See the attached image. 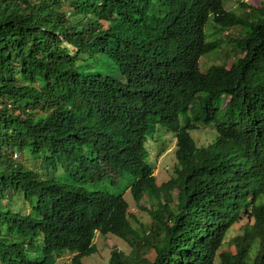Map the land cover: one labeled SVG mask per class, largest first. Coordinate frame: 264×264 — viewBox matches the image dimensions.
I'll return each mask as SVG.
<instances>
[{
	"label": "trees",
	"instance_id": "1",
	"mask_svg": "<svg viewBox=\"0 0 264 264\" xmlns=\"http://www.w3.org/2000/svg\"><path fill=\"white\" fill-rule=\"evenodd\" d=\"M225 1L0 0V264H84L97 231L132 246L111 264H264V2ZM207 54L223 63L201 71ZM199 122L218 133L207 146ZM158 126L178 162L160 185ZM77 176L131 177L151 225Z\"/></svg>",
	"mask_w": 264,
	"mask_h": 264
},
{
	"label": "rangeland",
	"instance_id": "2",
	"mask_svg": "<svg viewBox=\"0 0 264 264\" xmlns=\"http://www.w3.org/2000/svg\"><path fill=\"white\" fill-rule=\"evenodd\" d=\"M246 4L249 6L257 7L264 0H244ZM227 3V5H226ZM239 2L236 0H226L225 7L227 9H231L237 13L241 12V8L239 7ZM235 30L231 31V34H234ZM210 33V29H207V34ZM227 34V33H226ZM225 34V35H226ZM226 50L230 49V47H224ZM200 69L201 71H206L211 65H219L223 62L218 56L207 54L200 60ZM195 115L194 112L189 111L187 114L188 117H192ZM182 119L185 116L181 117ZM199 129H196L191 132L192 137L196 141L197 145L207 146L213 143L218 137V133L215 131L213 126L204 127L202 122H199ZM204 127V128H203ZM213 129H212V128ZM147 147L150 151V160L155 167V175L158 184H162L167 182L169 179L174 177V170L177 167V159L175 156L176 152V138L173 133L167 132L162 128H158L157 132L154 134V137L147 142ZM85 154H89L86 151ZM14 159L18 162L23 161V157L20 155L14 156ZM65 173V170L61 167L58 172V176H61ZM74 179L75 185L78 187H83L90 191H108L112 194H123L124 199L130 205V212L134 218H131L130 221L132 225L139 230L142 234L141 228L149 227L151 225V218L149 214L140 209L137 203L134 201V198L131 194L130 189L127 186L132 182L131 177H126L119 183H113L111 179L104 178L103 180L90 179L88 176L80 177ZM22 199L17 198L15 203H12L14 209L24 208L25 211H29V203ZM257 204H264V195L260 196L257 200ZM15 205V207H14ZM141 207L149 208L150 204L145 202V199L141 201ZM137 220V222H135ZM247 219L242 218L241 221L234 225L233 228L229 231L226 239L225 248H229L234 252V247H229L228 242L231 241L236 236L243 233V229L246 225ZM41 244V242H40ZM94 244L97 248V252L89 257H85L82 259L84 264H110L111 252L112 250H118L123 252L126 256L131 255L132 246L129 241H123L122 239L108 234L107 236L101 235L99 233L96 234L94 238ZM35 255V252L31 253ZM141 254V252H140ZM154 252L147 251L146 257L150 260L154 259ZM71 257L70 255H65L63 259L59 260L57 264H70Z\"/></svg>",
	"mask_w": 264,
	"mask_h": 264
},
{
	"label": "clouds",
	"instance_id": "3",
	"mask_svg": "<svg viewBox=\"0 0 264 264\" xmlns=\"http://www.w3.org/2000/svg\"><path fill=\"white\" fill-rule=\"evenodd\" d=\"M201 60V59H200ZM200 64V63H199ZM191 112H194L193 110H190ZM189 113V112H188ZM187 113V114H188ZM182 116H185V118H187L188 116L187 115H182ZM182 116H180V117H182ZM194 116V115H193ZM193 116L192 117H189V118H193ZM184 118V119H185ZM184 119H182L181 118V120H182V122H184ZM182 125H184V123H182ZM158 128H161L160 126H158ZM158 128H157V130H158ZM200 128V127H199ZM198 128V129H199ZM204 128V127H203ZM196 130V129H195ZM194 131V130H193ZM157 132V131H156ZM192 132V131H191ZM190 132V133H191ZM175 135V134H174ZM192 136V135H191ZM154 137V135L153 136H151L149 139H148V141L150 140V139H152ZM175 138H176V136H175ZM194 139V138H193ZM196 142V141H195ZM197 144V143H196ZM198 146V145H197ZM146 147H147V144H146ZM201 147V146H200ZM147 149H148V151H149V148L147 147ZM176 151H177V139H176ZM89 153V152H88ZM149 154H150V151H149ZM89 156H92L93 155V152H91V154H88ZM175 156H176V152H175ZM151 161V160H150ZM152 163V162H151ZM153 164V163H152ZM177 164H178V162H177ZM154 166V165H153ZM154 176H155V178H156V175H155V167H154ZM156 182H157V180H156ZM158 183V182H157ZM160 185V184H159ZM130 189V188H129ZM131 191V190H130ZM132 194V193H131ZM133 196V195H132ZM123 197H124V195H123ZM134 198V197H133ZM125 200V199H124ZM126 201V200H125ZM134 201L136 202V200L134 199ZM127 202V201H126ZM128 203V202H127ZM137 203V205L140 207V209L142 210V207H141V202H136ZM128 206H129V213H130V215H131V212H130V205H129V203H128ZM97 233H99V234H101L100 232H96L95 233V236H96V234ZM110 234V233H109ZM102 235V234H101ZM108 235V234H107ZM107 235H104V236H107ZM113 235V234H112ZM115 236V235H114ZM117 237V236H116ZM95 238V237H94ZM119 238V237H118ZM121 239V238H120ZM123 240V239H122ZM123 241H127V240H123ZM93 244H94V239H93ZM95 245V244H94ZM96 247V246H95ZM97 249V248H96ZM112 251H114V250H112ZM116 251H118V250H116ZM97 252V251H96ZM95 252V253H96ZM120 252V251H119ZM94 253V254H95ZM123 253V252H122ZM111 254H112V252H111ZM85 258V257H84ZM83 262V261H82ZM110 264H111V258H110Z\"/></svg>",
	"mask_w": 264,
	"mask_h": 264
}]
</instances>
